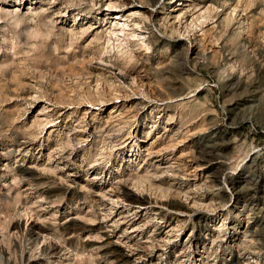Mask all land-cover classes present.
Instances as JSON below:
<instances>
[{"label":"rangeland","instance_id":"374dc122","mask_svg":"<svg viewBox=\"0 0 264 264\" xmlns=\"http://www.w3.org/2000/svg\"><path fill=\"white\" fill-rule=\"evenodd\" d=\"M0 264H264V0H0Z\"/></svg>","mask_w":264,"mask_h":264},{"label":"bare ground","instance_id":"6f19581e","mask_svg":"<svg viewBox=\"0 0 264 264\" xmlns=\"http://www.w3.org/2000/svg\"><path fill=\"white\" fill-rule=\"evenodd\" d=\"M114 3H116V2H114ZM119 7V4H114V6H113V8H115V7Z\"/></svg>","mask_w":264,"mask_h":264}]
</instances>
